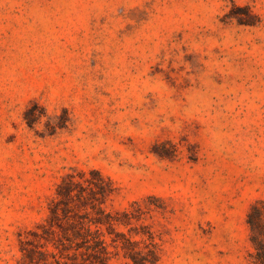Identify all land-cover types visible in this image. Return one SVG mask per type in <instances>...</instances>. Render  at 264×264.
Returning <instances> with one entry per match:
<instances>
[{
	"label": "rangeland",
	"instance_id": "obj_1",
	"mask_svg": "<svg viewBox=\"0 0 264 264\" xmlns=\"http://www.w3.org/2000/svg\"><path fill=\"white\" fill-rule=\"evenodd\" d=\"M257 202L264 0H0V264H251Z\"/></svg>",
	"mask_w": 264,
	"mask_h": 264
},
{
	"label": "trees",
	"instance_id": "obj_2",
	"mask_svg": "<svg viewBox=\"0 0 264 264\" xmlns=\"http://www.w3.org/2000/svg\"><path fill=\"white\" fill-rule=\"evenodd\" d=\"M96 175L99 177L100 184H95V187L105 193L106 189L104 186L102 187V183L105 181L98 173ZM63 182L64 185L58 187V193H61L63 188L66 191L73 192L75 185H77L73 180L70 182L64 180ZM99 221L95 220L93 223L98 224ZM247 223L250 227V241L254 250L250 254L251 264H264V202H257L251 207L247 215ZM155 246V244H151L147 251L130 252L128 257L134 264H154L157 261ZM102 248L100 236L93 234L88 228V253L99 251Z\"/></svg>",
	"mask_w": 264,
	"mask_h": 264
}]
</instances>
